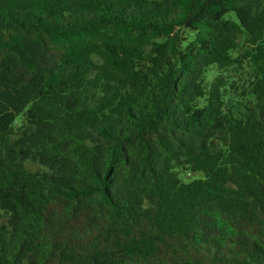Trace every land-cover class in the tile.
Segmentation results:
<instances>
[{"label": "trees", "instance_id": "1", "mask_svg": "<svg viewBox=\"0 0 264 264\" xmlns=\"http://www.w3.org/2000/svg\"><path fill=\"white\" fill-rule=\"evenodd\" d=\"M0 264H264V0H0Z\"/></svg>", "mask_w": 264, "mask_h": 264}, {"label": "rangeland", "instance_id": "2", "mask_svg": "<svg viewBox=\"0 0 264 264\" xmlns=\"http://www.w3.org/2000/svg\"><path fill=\"white\" fill-rule=\"evenodd\" d=\"M244 70L246 71L245 72V74L247 73V72H249L248 71V69H247V67L244 65ZM216 76V73H212V74H210L209 75V80H211V79H213L214 77ZM230 78H233V73H231V77ZM185 176H183V179L185 180V181H188L189 179V177H186V178H184ZM199 176H196V178H198Z\"/></svg>", "mask_w": 264, "mask_h": 264}]
</instances>
